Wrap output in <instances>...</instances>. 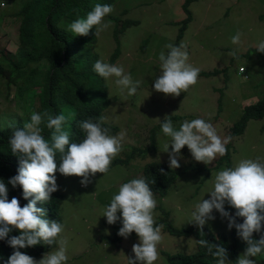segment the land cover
<instances>
[{
  "label": "rangeland",
  "instance_id": "1",
  "mask_svg": "<svg viewBox=\"0 0 264 264\" xmlns=\"http://www.w3.org/2000/svg\"><path fill=\"white\" fill-rule=\"evenodd\" d=\"M187 3L188 0H115L111 5L113 13L104 18L109 26L97 34L95 48L99 60L110 64L111 54L119 47L120 55L114 65L123 67L125 74L141 84L137 93L129 96L127 89L122 90L116 84L115 77L105 79L110 100L105 112L106 122L117 126L110 135L124 133L122 151L113 160L109 172L91 177L92 182L87 187L81 185L80 177L59 172L56 176L58 192L64 196L61 236L68 241L66 264H129V259H135L132 246L139 243L137 234L133 232L127 239L121 237L115 241L122 223L118 220L109 225L103 215L121 184L143 177L144 165L158 162L170 166L171 147L165 152L164 146L171 138L161 130L164 119H171L179 130L183 121L200 118L212 123L224 139L242 119L245 109L264 99V55L255 51L257 45L264 42V0H195L190 4V13ZM22 6L20 4L19 9ZM17 7L15 0L0 4L1 11L7 8L0 12V46L12 52L17 50L19 25L13 22L16 14L11 13L16 12ZM190 15L192 20L184 30L181 43L187 45L188 62L200 69L198 82L178 97L165 95L154 89V81L160 75L159 55L161 51L167 54L166 45L177 46ZM126 20H136V23H130L118 33V41L115 33ZM238 32L242 33L241 43L234 45L232 37ZM0 115L5 124L12 119L27 121L25 111L5 95H0ZM153 140L155 149L136 156L129 164H114L127 159L134 149H148ZM228 144L231 145L232 168L243 159L260 157L264 160V119L251 120L244 136L232 138ZM222 158L218 156L205 165L195 161L185 146L178 158L180 167L175 169L181 174L177 186L166 196L153 192L157 201L156 223L164 218V209L174 227L195 225L191 222L196 205L210 199L216 174L229 168L227 161L219 166ZM233 209L225 203L226 211L230 213ZM212 215L215 219L206 225L215 232L229 231L227 218L216 210ZM161 234L159 257L154 264H168L170 255H190L198 251L195 236L172 234L164 227ZM45 249L44 244L32 246L29 256L39 261L45 254L57 250V246L42 252ZM244 252H240L238 258ZM252 259L264 264V254ZM230 264L236 262L231 260Z\"/></svg>",
  "mask_w": 264,
  "mask_h": 264
},
{
  "label": "clouds",
  "instance_id": "2",
  "mask_svg": "<svg viewBox=\"0 0 264 264\" xmlns=\"http://www.w3.org/2000/svg\"><path fill=\"white\" fill-rule=\"evenodd\" d=\"M113 11L111 5L96 4L86 18L70 24V31L75 36L87 37L90 30L95 28V34H99L109 26L104 18ZM241 35L238 32L232 37L234 45L241 43ZM165 47L169 51L167 54L160 52V75L154 81V89L178 97L197 84L200 69L188 62L186 44H168ZM257 51L264 53V42L257 45ZM235 54L232 53L233 56ZM93 67L106 80L115 77L116 84L122 90L127 89L129 96L137 93L141 81H134L130 74H125L123 67L101 60H97ZM12 96L15 97V91ZM65 123L63 114L54 117L48 112H33L30 122L23 129H15L9 139L11 152L19 158V168L18 174L10 178L8 183L13 188L20 186L23 198L31 199L23 207L16 197L9 201L8 187L0 180V240H7L14 249L5 264H66L68 241L61 236L64 227L60 222L49 220L47 209L38 208L37 202H49L52 193L58 191L57 172L64 176L80 177L81 185L87 187L92 182L91 177L109 172L113 160L122 151L124 133L110 135L109 129L102 126L103 118L97 122L92 119L81 121L80 128L85 137L80 143H70L69 132L64 129ZM42 125L51 130V143L42 135ZM161 130L166 137L171 138L164 147L165 152L171 147L168 154L172 169L180 167L178 158L185 146L195 161L208 165L218 156L227 155L226 145L232 139L230 136L222 139L212 123L200 118L183 121L179 130H176L171 119H164ZM209 193L210 199H203L196 205L191 223L204 235V226L215 219L213 210L218 211L221 217L228 219L229 229L235 227L238 237L247 244L236 264H257L252 258L264 254V160L260 157L243 159L234 168L219 171L215 176L214 189ZM225 203L236 209L234 216L225 210ZM156 207L157 201L149 183L144 178H138L121 184L118 194L112 197L104 211L103 216L109 225L121 221L119 236L127 239L135 232L139 238V243L132 246L135 259H129V264H136L137 261L140 264H154L159 257L158 245L162 241L164 225L156 223ZM237 217L243 218V223H237ZM13 230H18L20 234L9 238ZM254 233L259 234L258 240L253 239ZM197 243L216 258L217 264H230L227 249L223 245L210 243L203 238ZM38 244L57 246V250L45 254L39 261L19 250Z\"/></svg>",
  "mask_w": 264,
  "mask_h": 264
},
{
  "label": "trees",
  "instance_id": "3",
  "mask_svg": "<svg viewBox=\"0 0 264 264\" xmlns=\"http://www.w3.org/2000/svg\"><path fill=\"white\" fill-rule=\"evenodd\" d=\"M193 1L195 0H188L186 5L189 13L190 4ZM5 2L9 4L10 0H1L0 4L5 5ZM15 2L18 7L15 8L16 12L11 14H16L13 22L19 25L18 46L15 52L0 46V95H5L11 103L22 108L27 121L12 119L5 124L0 115V180H3L8 187V200L16 197L23 207L29 203L31 198L25 200L22 188L20 186L13 188L8 183L10 178L18 174L19 168V158L11 152L9 139L15 129H23L24 125L30 122L33 112H48L54 117L63 114L66 117L64 129L69 132L70 143L82 142L85 133L80 128V123L87 119L97 122L103 118L102 126L109 129V134L117 129L116 125L106 122L105 112L110 106L107 85L105 79L100 77L93 67L100 59L95 48L98 42L96 30L95 28L90 30L87 37H79L75 36L69 28L75 20L86 18L96 4L112 5L115 0H15ZM20 4L23 6L19 9ZM8 8L10 11V7ZM5 11L0 10L1 13ZM191 20L190 15L179 35L177 46L181 44L184 30ZM130 23H136V20L124 21L119 31H116L115 36L118 41V33L124 31ZM255 51L259 52L257 48ZM260 54L264 55V53ZM119 55L120 50L117 47L110 56V64L114 65ZM13 91H15V97L11 98ZM255 119H264V99L245 109L242 119L232 126L230 136L232 138L244 136L249 122ZM42 127L44 128L42 135L51 143V130L44 125ZM230 146V144L226 145L227 155L219 162L220 167L227 161L229 168H232ZM155 147L156 143L153 140L148 149H134L127 159L117 160L114 164H129L136 156L147 153ZM56 162L59 166V154H57ZM57 174L58 172L56 176ZM142 176L149 183L151 190L159 196H166L170 189L177 186V182L181 180L180 171L158 162L144 165ZM63 202L64 196L56 191L52 193L49 202H37L36 206L47 209L49 220L61 223ZM162 211L164 218L157 224H163L164 228L172 234L195 236L197 240L203 238L210 243L223 245L227 249L229 261L236 262L238 254L245 251L247 247L246 242L238 237L235 227L232 229L228 227L229 231L215 232L212 227L205 225L204 235H201L196 225L174 227L170 223L168 211L164 209ZM235 212L236 209H233L230 214L234 216ZM236 222L243 223V218L237 217ZM19 234L18 230H13L9 233V238ZM120 238L121 236L117 234L115 241ZM259 238V234H253V239L258 240ZM53 248L54 246H46L42 252H48ZM19 250L27 255L31 253L30 247ZM13 252L14 249L7 243V240H0V264H5ZM168 264H217V262L206 248L198 244V251L193 254L170 255Z\"/></svg>",
  "mask_w": 264,
  "mask_h": 264
}]
</instances>
